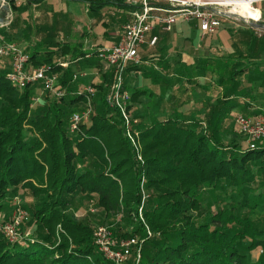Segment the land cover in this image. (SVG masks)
<instances>
[{"label":"trees","instance_id":"trees-1","mask_svg":"<svg viewBox=\"0 0 264 264\" xmlns=\"http://www.w3.org/2000/svg\"><path fill=\"white\" fill-rule=\"evenodd\" d=\"M7 1L13 19L0 28L1 38L23 46L30 67L50 65L57 74L55 88L66 92L59 97L41 93L33 102L38 85L19 90L0 70V213L12 201L0 222L9 220L16 195L28 196L20 206L28 217L18 229L31 232L16 243L0 233V264H115L94 244L95 228L106 224L116 243L142 240L139 258L132 246L121 264H264V143L249 149L233 127L232 111L256 116L264 111V100H229L245 81L264 85L262 66L246 61L264 35L247 25L240 39L232 35L237 37L232 51L211 63L219 72L222 100H207L201 119L179 117L175 108L176 114L165 119L141 121L133 107L145 90L129 92L127 109L137 120L131 134L141 143L136 151L120 112L106 100L113 68L102 72L98 83L90 82L95 88L91 113L69 131L71 115L88 104L83 94L74 93L84 86L78 89L72 82L73 67L57 64L86 52L81 45L52 39L64 23L57 15L36 26L35 41L30 40L31 27L21 23L17 11L44 0H21L22 7H15L19 0ZM73 1L96 14L105 9L130 14L127 22L140 8L126 0ZM118 15L115 21L122 24ZM129 65L122 74L138 68ZM80 207L92 216L78 217Z\"/></svg>","mask_w":264,"mask_h":264},{"label":"crops","instance_id":"crops-1","mask_svg":"<svg viewBox=\"0 0 264 264\" xmlns=\"http://www.w3.org/2000/svg\"><path fill=\"white\" fill-rule=\"evenodd\" d=\"M46 3L43 1L32 4L29 8H22L24 11L21 10V15L17 13L21 23L24 22L31 27L30 40L35 41L32 28L36 30L39 24L50 23L52 17L54 19L57 15L58 19L64 22L62 30L58 33V40L72 47L81 45V49L86 52L84 57H78L76 61L69 64L73 67L74 73L83 74L72 82L78 89L91 84L90 82L98 83L100 74L107 69L105 70L93 57L92 52L97 47L115 44L118 41L120 29L123 23L127 22L130 14L125 16L123 12H118L122 13L124 21L122 24H117L115 18L119 15L113 9H105L96 14L88 12L83 3L73 0L56 1L59 4L58 8H52ZM22 4L21 0L15 1V7H22ZM69 7L75 12L68 11ZM256 8L261 11L262 23H264V2L257 3ZM29 15L30 19H34V25L28 21ZM247 29L245 25L224 19L214 32L202 36L197 21L175 23L169 31L154 24L153 30L146 35L145 42L138 48V56L141 60L137 65L138 68L125 72L124 76L125 81L133 86L130 90L126 88V82L123 83L128 92L145 90L133 107V111L141 115L140 120L148 122L153 111L158 114L163 113L168 105L174 107L178 104L184 106L177 112L179 117L188 120L201 119L203 114L200 108L206 101L222 100L223 96V88L216 81L219 72L215 68L212 70V66L208 64L217 62L216 58L224 55L221 53L223 50L225 53L231 52L233 40H236L241 33L244 35V30ZM252 30L257 34L258 29ZM152 36H156L157 40L154 45H149ZM258 41H260L258 51L251 53V58H247L246 61L257 62L264 69V36ZM68 56L70 55H67L64 60ZM9 60V58L0 57V70L8 72L4 65L8 66ZM37 88L39 90H36L35 96H40V88L38 86ZM238 88L239 90L236 89L231 93L229 100H264V85L260 86L259 82L245 81ZM254 107L256 106H251V108ZM80 210H82L81 207L77 212Z\"/></svg>","mask_w":264,"mask_h":264},{"label":"built area","instance_id":"built-area-1","mask_svg":"<svg viewBox=\"0 0 264 264\" xmlns=\"http://www.w3.org/2000/svg\"><path fill=\"white\" fill-rule=\"evenodd\" d=\"M130 3L139 4L140 8L131 12L132 19L122 27L119 34V41L111 46H100L95 49V55L102 63L103 68H113L114 80L110 93L106 96L107 102L118 109L125 123V135L130 139L137 151L139 143L131 134V123H137L136 119L130 117V109H127L130 100V93L123 87L122 72L128 64L138 65L141 60L138 56V48L145 42L146 35L150 33L154 24L161 26L163 30L169 31L178 18L185 22L197 21L202 36L206 33L214 32L221 24L222 19L241 21L247 25L248 22L262 23L261 11L256 5L264 0H244L252 10H258L257 18H243L230 9L234 6L229 0H126ZM7 2L9 14L5 15L1 5ZM156 3L166 4V6L156 5ZM226 8L227 10H223ZM0 28L6 27L12 21L11 5L7 0H0ZM223 19V20H224ZM248 26V25H247ZM260 29L257 30V34ZM260 36V34H258ZM157 37L152 36L149 45L156 43ZM0 57L9 58L11 67L6 73L7 80L17 89L22 90L29 85H38L41 93H49L54 97L65 94L64 88H55L57 74L53 72L50 65L43 64L39 67L29 66V54L15 42H8L0 36ZM70 56L66 60H58V66L66 68L71 62L76 61ZM83 74H73V79H77ZM75 94H83L87 100L88 107L82 112H75L70 117L69 131L77 129L80 122L87 121L91 107L90 102L95 93V88L88 84ZM39 96L32 98L33 102L38 101ZM238 132L245 136L249 149H254L257 143H264V111L256 116H244L237 114L234 119ZM137 160L142 162V157L137 154ZM15 204L18 198H14ZM140 210V209H139ZM28 217L27 212L19 205L13 209L7 221L0 222V233L10 242L16 243L31 236V232H20L18 227ZM148 235H150L148 231ZM94 244L103 256L114 262L121 264L129 255L132 246H137L136 258H139L141 241L136 238L123 239L115 242L113 233L108 226H98L93 232Z\"/></svg>","mask_w":264,"mask_h":264},{"label":"rangeland","instance_id":"rangeland-1","mask_svg":"<svg viewBox=\"0 0 264 264\" xmlns=\"http://www.w3.org/2000/svg\"><path fill=\"white\" fill-rule=\"evenodd\" d=\"M56 1H58V0H44V2H47L46 4H49V5H51V7L52 8H58L59 7V4H57L56 3ZM255 5H257V4H255ZM20 8V7H19ZM18 8V9H19ZM23 10V9H22ZM74 11V9H72L71 7H69L68 8V11ZM223 10H227L226 8H223ZM24 11V10H23ZM58 11V10H57ZM60 11V10H59ZM35 12H36V9H35ZM53 12H56V11H54L53 10ZM75 12V11H74ZM17 13L18 14H20L21 15V9H19L18 11H17ZM30 15H29V17H27L28 18V21L32 24V25H34L35 24V21H34V19H30ZM261 18H262V16H261ZM224 19V18H223ZM222 19V20H223ZM178 22H185V21H183L181 18H178L177 19V21H176V23H178ZM235 23H237V24H242V25H245V24H243V22H241V21H234ZM262 22V21H261ZM34 32H35V29H33L32 28V33L34 34ZM32 33H31V35H32ZM56 33H57V31H56ZM258 34H260V35H264V29H261L260 31H258ZM58 35L57 34H54V36H53V40L55 41L56 39H58ZM18 44V43H17ZM19 46H20V44H18ZM20 47H22L23 48V46H20ZM221 53H223V54H227V53H225V50H223V52H221ZM220 58H216V59H218V61H220L221 60V57H223L224 58V56H222V55H220L219 56ZM230 60V59H229ZM142 64V63H141ZM208 65H213V64H208ZM5 66V68H7V70L9 71V68L11 67V61L9 60V63H8V66H6V65H4ZM133 73V72H132ZM124 76H125V74L123 73L122 74V80H123V83L124 82H126L125 81V79H124ZM133 86L132 85H130L129 84V82H126V88H128V89H130V90H132L133 88H132ZM149 106V105H148ZM178 107L176 108V105H174V107H171V105L169 106H167L166 107V111L165 112H163V113H160L159 112V114L157 113V112H155V111H153L152 112V116H151V119L150 120H152L153 119V121L154 120H157V119H163V118H165V116H169L171 113H175V108H176V110L177 111H180L181 110V108H183L184 106H179V104L177 105ZM171 110H173V112H170ZM233 111V113H234V115L236 116L237 114H241L240 112H238L237 110H232ZM134 113H138V112H135V110L133 111V114ZM233 115V117H235ZM145 121H147V120H145ZM233 127H234V129L236 130V127H235V122L233 121ZM246 143H242V145H245ZM141 146V143H140V141H139V147ZM16 197L18 198V203H17V205H19V206H21L23 203H25V202H27V201H29L30 200V197H28V196H25L24 197V195H21V194H18V195H16ZM210 199V198H209ZM12 200H13V198H12ZM11 200L10 201H8V202H6L5 203V206H4V209H3V211L0 213V219H4V216H5V214L6 213H10V209H11V206H12V204H11ZM83 208L85 209V208H87L88 206H89V202H84L83 203ZM82 208V207H81ZM84 209H82V210H80L79 212H76L77 214H78V217H81L82 215H84V214H86V216L87 215H89V216H92V214L90 213L89 214V212H90V210L89 209H85V210H88V211H85ZM78 210H79V208H78ZM78 210H76V211H78ZM94 212H96V211H94ZM6 218V217H5ZM105 226H109V227H111L110 226V224H106ZM260 253V251H257V252H253V254H252V256L255 258V257H257V255Z\"/></svg>","mask_w":264,"mask_h":264},{"label":"bare ground","instance_id":"bare-ground-1","mask_svg":"<svg viewBox=\"0 0 264 264\" xmlns=\"http://www.w3.org/2000/svg\"><path fill=\"white\" fill-rule=\"evenodd\" d=\"M228 2L233 3L234 6L230 9L232 13H235L243 18H257L259 14L258 10H252L248 5L247 1L244 0H229ZM257 9V8H256ZM3 16L0 15V20H3Z\"/></svg>","mask_w":264,"mask_h":264},{"label":"water","instance_id":"water-1","mask_svg":"<svg viewBox=\"0 0 264 264\" xmlns=\"http://www.w3.org/2000/svg\"><path fill=\"white\" fill-rule=\"evenodd\" d=\"M1 8L4 12L5 15H8L9 14V5L7 2H4L2 5H1ZM247 25L251 28H254V29H264V23H258V22H248Z\"/></svg>","mask_w":264,"mask_h":264}]
</instances>
